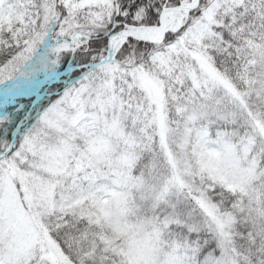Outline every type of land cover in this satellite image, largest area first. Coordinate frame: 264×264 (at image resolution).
Returning a JSON list of instances; mask_svg holds the SVG:
<instances>
[{
	"label": "snow or ice",
	"instance_id": "6c2138e0",
	"mask_svg": "<svg viewBox=\"0 0 264 264\" xmlns=\"http://www.w3.org/2000/svg\"><path fill=\"white\" fill-rule=\"evenodd\" d=\"M0 264H264V0H0Z\"/></svg>",
	"mask_w": 264,
	"mask_h": 264
}]
</instances>
